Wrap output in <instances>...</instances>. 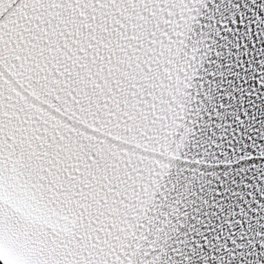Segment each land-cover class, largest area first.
<instances>
[{
    "label": "snow or ice",
    "instance_id": "1",
    "mask_svg": "<svg viewBox=\"0 0 264 264\" xmlns=\"http://www.w3.org/2000/svg\"><path fill=\"white\" fill-rule=\"evenodd\" d=\"M0 264H264V0H0Z\"/></svg>",
    "mask_w": 264,
    "mask_h": 264
}]
</instances>
